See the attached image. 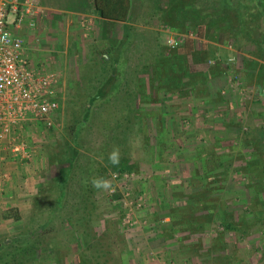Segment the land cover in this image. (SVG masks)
<instances>
[{
  "label": "rangeland",
  "instance_id": "374dc122",
  "mask_svg": "<svg viewBox=\"0 0 264 264\" xmlns=\"http://www.w3.org/2000/svg\"><path fill=\"white\" fill-rule=\"evenodd\" d=\"M237 1L133 0L129 29L62 21V69L35 65L61 106L28 134L44 182L0 215L1 263L264 264L261 15Z\"/></svg>",
  "mask_w": 264,
  "mask_h": 264
},
{
  "label": "built area",
  "instance_id": "2783aa9c",
  "mask_svg": "<svg viewBox=\"0 0 264 264\" xmlns=\"http://www.w3.org/2000/svg\"><path fill=\"white\" fill-rule=\"evenodd\" d=\"M40 12L38 0H0V144L15 158L30 157L20 131L35 122L53 129L60 114L59 82L54 72L34 67L23 39L13 32ZM169 44L177 46L174 40ZM129 175H114V178ZM6 175H0V192Z\"/></svg>",
  "mask_w": 264,
  "mask_h": 264
},
{
  "label": "crops",
  "instance_id": "0c3cea01",
  "mask_svg": "<svg viewBox=\"0 0 264 264\" xmlns=\"http://www.w3.org/2000/svg\"><path fill=\"white\" fill-rule=\"evenodd\" d=\"M38 4L40 12L37 15L28 18L21 28L13 27V32L23 39L34 67L37 64L41 68L62 69L58 58L62 48L57 47L62 36L61 32L56 31L62 21H65L68 28L79 20L88 25L87 29L94 23L109 25L120 23L101 18L94 0H38ZM65 39L67 37L63 40ZM35 125H37L35 122L28 124L19 133L21 139L28 144L30 157L15 158L7 150L5 143L0 144V175H6L2 181L3 191L0 192V215L12 208L19 211L25 209L30 205L27 202L39 192L44 182L43 173L37 170L39 162L37 149L30 142L32 138L28 136Z\"/></svg>",
  "mask_w": 264,
  "mask_h": 264
},
{
  "label": "trees",
  "instance_id": "16d2710c",
  "mask_svg": "<svg viewBox=\"0 0 264 264\" xmlns=\"http://www.w3.org/2000/svg\"><path fill=\"white\" fill-rule=\"evenodd\" d=\"M229 1L231 4H233V0H229ZM253 1H254V6H255V8L253 9V12L254 11H256L257 13L259 12V14L261 15L259 25H258V27H259V34L258 35L260 36V38L258 39V44L260 47H262L264 49V0H253ZM94 2H95L96 10L98 11L101 18L106 19V20H112V21L124 23L125 25H127L126 26L127 29H129L128 24L132 20L131 13H132L133 0H94ZM239 2H240V0L237 1V3H239ZM213 22H214V26H212ZM199 23H201V22H199ZM219 24L220 23L216 19H211L204 26L205 30L207 31V34L211 31L212 27L215 30H221V28L219 27ZM128 35H129V33L127 31L126 36H128ZM190 46H191V44H190ZM190 46H189V49H191ZM108 59L109 58H104L103 60L106 62V61H108ZM169 67H170V70H172L170 72L173 73L174 75H175V73L179 74V72L185 73L187 71V69L185 67H183L182 69H178V70H177V67H176V70H174V65L169 66ZM117 79H119V78H117ZM172 79L173 78L170 76V80H172ZM109 84H112V83H108V84L103 85V87L101 88L102 89L101 95H97L96 98L94 97V98L90 99V101H89L90 107L92 106V103L95 101V99H99V98L102 99V101L105 100V101H108V103L110 102V104L112 103V100L108 99L110 97V95L112 96V93H113V92H111L112 91L111 85H109ZM107 85H109L110 87L107 88L108 87ZM260 93H262V90ZM115 95H116V93H115ZM106 99H108V100H106ZM80 126L83 127L82 121L80 123H78V126H76L77 131L79 130ZM78 133H79V131L77 132V134ZM76 152H78V151H76ZM73 160H74V158L70 162H68L69 165L66 168L67 172L73 168ZM66 178H67V175H63V178L61 180V182L63 183V185H61V187H60L62 192L64 190V184L66 183L65 182ZM62 199H63V194H61L57 200L58 208L60 207V203L62 202ZM226 228L234 230V227L231 224L227 225ZM42 230L43 229H40V231H42ZM30 239H31V237H26L22 241H25L28 243V242H30ZM14 243H15V241H13V244L11 243L9 245H1L0 246V253L6 249L12 248L14 246ZM0 264H4V263L0 262Z\"/></svg>",
  "mask_w": 264,
  "mask_h": 264
},
{
  "label": "clouds",
  "instance_id": "9594fccd",
  "mask_svg": "<svg viewBox=\"0 0 264 264\" xmlns=\"http://www.w3.org/2000/svg\"><path fill=\"white\" fill-rule=\"evenodd\" d=\"M108 159L111 161L113 166H117L119 164V152L114 150L113 152H111ZM93 183L97 188L103 186L102 182L98 180L93 181Z\"/></svg>",
  "mask_w": 264,
  "mask_h": 264
}]
</instances>
